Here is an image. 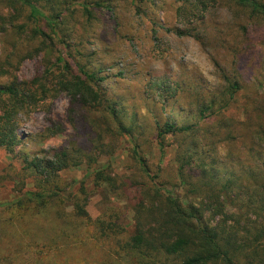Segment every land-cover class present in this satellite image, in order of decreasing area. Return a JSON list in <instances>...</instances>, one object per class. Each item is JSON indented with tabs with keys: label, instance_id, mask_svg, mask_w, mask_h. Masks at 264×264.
I'll return each mask as SVG.
<instances>
[{
	"label": "trees",
	"instance_id": "16d2710c",
	"mask_svg": "<svg viewBox=\"0 0 264 264\" xmlns=\"http://www.w3.org/2000/svg\"><path fill=\"white\" fill-rule=\"evenodd\" d=\"M79 1L0 0V37L12 35L19 42L25 36L37 56L46 52L55 61L27 82L12 76L0 59V84L8 82L0 85V150L15 154L20 116L62 95L69 99L64 123L81 122L85 131L92 116L103 113L109 131L113 122L119 135L130 134L104 78L83 61L79 39L84 37L73 10ZM223 1L180 0L175 9L177 34L211 49L214 87L168 80L146 85V94L168 99L182 94L190 101L184 121H167L157 137L163 157V141L173 139L186 198L190 194L196 201L185 205L166 196L158 183L139 184L153 202L142 197L132 203L130 233L116 213L92 218L88 199L80 203L61 185V174L76 164L68 149L49 158L27 155L24 171L34 178L35 190L0 203V264H264V92L253 79L262 56L257 48L264 40V0H236L229 8L230 26L215 29L209 19ZM92 3L81 5L91 18ZM99 38L103 41V34ZM61 127L53 126L50 134ZM99 142L97 151L106 148L100 137ZM139 162L150 178L145 162ZM97 178L119 190L111 177L99 172ZM71 199L68 209L65 202Z\"/></svg>",
	"mask_w": 264,
	"mask_h": 264
},
{
	"label": "rangeland",
	"instance_id": "374dc122",
	"mask_svg": "<svg viewBox=\"0 0 264 264\" xmlns=\"http://www.w3.org/2000/svg\"><path fill=\"white\" fill-rule=\"evenodd\" d=\"M104 1L105 6L94 7L97 2L104 4ZM179 1L93 0L89 6L92 18L83 13L84 0L75 4L73 10L79 17V34L84 37L79 39L84 48L83 61L104 78V87L112 91L117 103L114 108L120 112V121L130 134L119 135L113 122L111 128L115 129L109 131L103 113L97 114L96 118L93 115L85 131L80 129L81 122L64 123L69 107L66 95L49 106L46 104L21 115L20 146L15 154L0 150V203L13 202L27 191L35 190L34 178L24 171L25 156L49 158L63 147L69 150L76 164L61 174V185L74 195L75 200H81L80 203L88 199L87 211L94 219L116 213L120 217L119 224L132 233V203H140L142 197L148 203L153 200L144 195L147 190L139 185L143 183L152 187L158 183L166 196L178 198L185 205L196 201L190 194L186 198L189 190L179 178L173 139L167 137L163 141V157L157 137L159 126L167 121H184L190 101L182 94L169 99L155 93L146 94V85L158 80L206 89L217 83L211 49L203 48L193 37L177 34L181 31L175 16ZM235 1L224 0L209 19V25L215 29L230 26L233 14L229 8ZM24 17L22 15L23 19L16 23L24 24ZM101 34L103 41L99 38ZM14 37H0V59L11 70L12 76L29 82L55 63L49 61L50 55L46 52L37 56L27 41L29 38L24 36L16 42ZM257 49L262 56L255 65L253 79L256 90L263 93L264 40H259ZM4 83L8 82L5 80L1 84ZM229 114L238 117L233 111ZM55 125L62 127L52 135L50 130ZM99 137L109 153L103 148L97 151ZM141 159L150 171V178L142 172ZM99 172L115 180L119 190L98 180ZM75 200L65 202L66 207L71 209Z\"/></svg>",
	"mask_w": 264,
	"mask_h": 264
}]
</instances>
